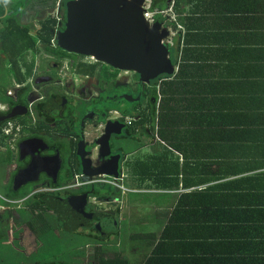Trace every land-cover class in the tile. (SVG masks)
Returning <instances> with one entry per match:
<instances>
[{"label": "flooded vegetation", "instance_id": "flooded-vegetation-1", "mask_svg": "<svg viewBox=\"0 0 264 264\" xmlns=\"http://www.w3.org/2000/svg\"><path fill=\"white\" fill-rule=\"evenodd\" d=\"M54 1L61 20L51 44L37 40L40 50L24 53L25 79L18 83L10 74L7 100H0V231L14 254L9 259L3 246L0 264H99L121 246L122 207L112 212L106 205L120 203L127 163L157 144L150 123L142 136L140 121L163 75L141 83L136 72L60 48L69 0ZM52 5L31 0L24 13ZM34 21L20 23L36 37L40 21ZM124 73L133 81L125 84ZM101 171L117 175L94 174ZM43 233L61 243L45 248ZM69 236L78 242L66 243Z\"/></svg>", "mask_w": 264, "mask_h": 264}, {"label": "crops", "instance_id": "crops-1", "mask_svg": "<svg viewBox=\"0 0 264 264\" xmlns=\"http://www.w3.org/2000/svg\"><path fill=\"white\" fill-rule=\"evenodd\" d=\"M170 11L176 21L172 6ZM169 31V44L176 49L171 58L177 60L169 81L181 65L179 94L169 103V129L179 130L182 149L169 146L156 130L157 144L143 147L130 162L150 156L157 160L165 147L167 187L158 188L154 177L140 185V174H130L129 163L123 182L127 205L146 206L151 215L134 216L133 222L149 227L160 223L155 232L144 229V236L160 235L180 197L195 217L206 211L207 202L224 196L233 202L230 188L239 178L264 173V0L184 2L178 29L169 26ZM173 138L178 139L176 134ZM175 163L179 172L172 176ZM171 177L177 187L169 186ZM212 187L215 191L208 194ZM125 205L121 219H126ZM213 207L208 209H217Z\"/></svg>", "mask_w": 264, "mask_h": 264}, {"label": "trees", "instance_id": "trees-1", "mask_svg": "<svg viewBox=\"0 0 264 264\" xmlns=\"http://www.w3.org/2000/svg\"><path fill=\"white\" fill-rule=\"evenodd\" d=\"M6 1L0 0V53L5 55L2 59L3 66L0 67V75H2L0 100L2 101L7 100L10 74L18 83L26 77L23 69L26 67L24 53L29 50L39 51L37 40L42 44L50 45L54 32L59 27L57 17L50 15L40 20V29L34 37L28 27L20 23L21 15L24 14L25 7L31 0H12L13 6L10 10H7ZM40 1L47 3L49 0ZM191 1L150 0L149 11L154 13L155 21L167 22L161 12L170 10L172 6L177 14L176 21L169 19L167 25L178 29L182 5ZM180 39L179 33L177 49H180ZM172 50H176L175 46ZM172 60L173 63H177L175 58ZM180 70L181 65L172 80L169 81L172 75H163L162 80L156 82L152 110L150 113L144 111L140 121L142 136L146 133L147 123H150L154 134L157 130L163 141L169 142V146L178 150L182 149L180 132L169 129V126L173 128V120L169 124V116L173 117L169 103H172L175 95L179 94ZM175 134L178 139L173 138ZM165 153L164 147L163 152L158 154L157 160L154 159L155 156H150L129 162L130 174H140V185H143L148 178L154 177L153 182L158 188H166ZM175 165L176 169L171 171L172 176H177L179 172V164L175 163ZM237 171L241 173V170ZM175 179L176 177L169 179V186L177 187V183L173 184ZM217 188L221 189V186ZM230 189L233 202L226 200L229 196L222 197L225 199L223 201L220 198L215 203L207 202L205 213L200 212L195 217H191L190 212L186 210L187 203L184 205V200L180 197L160 235L148 238L150 250L141 261L131 262L126 256L116 254L114 257H99V264H264V173L241 177ZM214 191L215 188L212 187L208 194ZM130 200H134V196H131ZM214 205L217 209H208L214 208ZM139 237L138 234H133L131 240L136 241ZM51 238L54 239L53 234ZM51 238L44 240L45 248L55 245ZM5 239V231H0V249L4 246L2 242ZM76 242L78 238L66 237V243ZM2 260L0 256V261Z\"/></svg>", "mask_w": 264, "mask_h": 264}, {"label": "water", "instance_id": "water-1", "mask_svg": "<svg viewBox=\"0 0 264 264\" xmlns=\"http://www.w3.org/2000/svg\"><path fill=\"white\" fill-rule=\"evenodd\" d=\"M146 1L69 0L65 29L57 33L59 47L92 56L119 70L136 72L141 83L173 75V45L165 42L169 28L145 18ZM130 96L125 98L133 100ZM99 173L117 175L113 171L94 174Z\"/></svg>", "mask_w": 264, "mask_h": 264}, {"label": "rangeland", "instance_id": "rangeland-1", "mask_svg": "<svg viewBox=\"0 0 264 264\" xmlns=\"http://www.w3.org/2000/svg\"><path fill=\"white\" fill-rule=\"evenodd\" d=\"M53 5L51 6V8H42V10L39 9H33L32 7H29L27 12L24 13V15H21L20 20H22V23H27V21L34 19V24L39 25V21L45 19L46 17L52 15V16H60L58 15L57 12V6H56V1L51 0ZM58 2V1H57ZM35 3V2H34ZM150 4V0H147L145 3V8L148 7ZM40 8V7H39ZM164 17L166 19H171V11L167 10L164 14ZM168 21V20H167ZM1 25V23H0ZM169 28V26H166ZM169 37L165 40V42L169 45V42L171 40H169ZM172 42V41H171ZM120 79H124L125 84H128L129 82L133 81V76L132 73H124L120 76ZM124 92H130V89L125 88ZM126 95H130V94H126ZM127 196L126 198H122V202L118 203H109L106 205V207L110 210V211H114L115 208H117L118 206H121V204H126L125 206V214L124 217H126V219L122 218L120 219L119 222V227H120V240H121V246L119 248H110L112 249V251H110L108 253V257H114L116 254L121 255V256H126L128 259H130L132 262H138L141 261L145 254L147 253L148 250V243H149V237L152 236H144L140 233H143L142 231L144 230L145 233H149L150 231L155 232L158 228V223H156V225H152V227L149 226H145V225H138L140 224L139 221L133 222V217L134 216H146V217H150L151 215H149V211L146 208V206L141 207L139 209H134L133 207L127 205L126 202ZM128 200V199H127ZM3 207H0V212H2ZM130 220V221H129ZM139 233V239L135 240H131V236L133 234H138ZM43 239L46 240L47 238L49 239V237L51 238L52 233L51 234H47V233H43L41 234ZM116 238L118 237H111V243L114 242L116 240ZM47 239V240H48ZM53 239V238H51ZM53 242L56 244L61 243V241H55L53 239ZM140 246V248H139ZM4 253L6 254L7 257H9V259H13L14 258V254L10 252L12 251L11 247L5 243L4 247H3ZM117 250V251H115Z\"/></svg>", "mask_w": 264, "mask_h": 264}, {"label": "built area", "instance_id": "built-area-1", "mask_svg": "<svg viewBox=\"0 0 264 264\" xmlns=\"http://www.w3.org/2000/svg\"><path fill=\"white\" fill-rule=\"evenodd\" d=\"M62 2V0H58V4H60ZM166 11H164V12H161L162 14H164ZM144 15H145V18L150 22V23H152V22H154V13L153 12H150L149 11V6L148 7H146V11H145V13H144ZM57 17V19L60 21L61 20V16H56Z\"/></svg>", "mask_w": 264, "mask_h": 264}]
</instances>
